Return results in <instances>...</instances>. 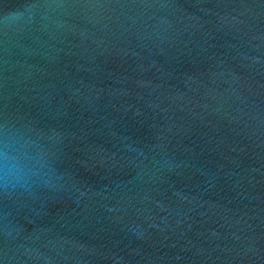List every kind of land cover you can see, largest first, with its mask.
<instances>
[{
  "label": "water",
  "instance_id": "1",
  "mask_svg": "<svg viewBox=\"0 0 264 264\" xmlns=\"http://www.w3.org/2000/svg\"><path fill=\"white\" fill-rule=\"evenodd\" d=\"M0 264H264V0H0Z\"/></svg>",
  "mask_w": 264,
  "mask_h": 264
}]
</instances>
